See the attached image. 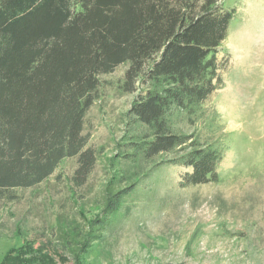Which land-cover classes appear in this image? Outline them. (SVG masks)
Segmentation results:
<instances>
[{"label": "trees", "instance_id": "trees-1", "mask_svg": "<svg viewBox=\"0 0 264 264\" xmlns=\"http://www.w3.org/2000/svg\"><path fill=\"white\" fill-rule=\"evenodd\" d=\"M233 16L223 0H0V201L47 181L67 159L76 161L72 187L86 185L96 153L84 118L100 76L121 66L123 90L137 92L124 159L166 156L189 171L182 188L217 182L225 146L204 106L221 85L215 53ZM125 174L103 187L100 213L87 226L57 224L74 264L133 193L137 182L123 187ZM36 253L53 264L44 247ZM27 261L7 255L0 264Z\"/></svg>", "mask_w": 264, "mask_h": 264}, {"label": "rangeland", "instance_id": "rangeland-1", "mask_svg": "<svg viewBox=\"0 0 264 264\" xmlns=\"http://www.w3.org/2000/svg\"><path fill=\"white\" fill-rule=\"evenodd\" d=\"M223 5L234 16L215 53L221 85L204 106V119L215 123L225 146L218 181L182 188L189 171L166 164V156L149 164L124 159L127 111L137 92L123 90L127 67H118L100 76L84 118L83 134L96 153L86 185L72 187L76 161L67 159L47 181L1 200L0 262L20 254L33 259L26 264H45L36 253L44 247L53 264H74L57 224L95 220L103 187L126 172L122 186L136 187L80 264H264V0Z\"/></svg>", "mask_w": 264, "mask_h": 264}]
</instances>
